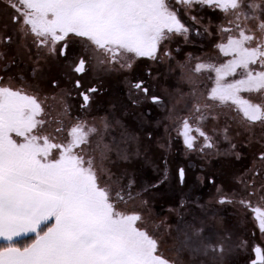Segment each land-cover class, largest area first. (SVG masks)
Masks as SVG:
<instances>
[{"label": "snow or ice", "instance_id": "obj_1", "mask_svg": "<svg viewBox=\"0 0 264 264\" xmlns=\"http://www.w3.org/2000/svg\"><path fill=\"white\" fill-rule=\"evenodd\" d=\"M241 254L264 264V0H0V264Z\"/></svg>", "mask_w": 264, "mask_h": 264}, {"label": "flooded vegetation", "instance_id": "obj_2", "mask_svg": "<svg viewBox=\"0 0 264 264\" xmlns=\"http://www.w3.org/2000/svg\"><path fill=\"white\" fill-rule=\"evenodd\" d=\"M171 151H172V154H170V155L172 157L169 159V162H170V167L172 169H177L180 166H184L187 169V171L189 172L190 176H191V174L193 172L198 171L199 166L201 164V161H200L199 157H197L196 155H186L183 152L181 158H178L177 157V153H176V151H178V150L171 149ZM198 193L199 192L195 193V195H197ZM230 222L236 224L237 227H240L239 223H238V218L235 216V214H233L231 216ZM243 228L245 229V226H243ZM246 229L247 230L245 232H247L248 234H251V232L254 230L252 224H248ZM256 235H257V238H258L257 242H259V232H258V230H256ZM239 261H240V264H245V262H244V254H241V256L239 257Z\"/></svg>", "mask_w": 264, "mask_h": 264}, {"label": "rangeland", "instance_id": "obj_3", "mask_svg": "<svg viewBox=\"0 0 264 264\" xmlns=\"http://www.w3.org/2000/svg\"><path fill=\"white\" fill-rule=\"evenodd\" d=\"M172 149H176V150H178V151H176V153H177V157L178 158H181V156H182V154H183V152H184V149H183V145H182V143L181 142H179V141H177L176 143H175V146L172 148ZM185 153V152H184ZM170 154H172V151H170L167 155H168V159H170L172 156L170 155ZM208 191V189H204V192H207ZM198 194H200V193H198ZM197 194V195H198ZM239 226L242 228V229H244L243 228V226H245V222L243 221V220H239ZM247 229L245 228L244 229V232L246 231Z\"/></svg>", "mask_w": 264, "mask_h": 264}, {"label": "trees", "instance_id": "obj_4", "mask_svg": "<svg viewBox=\"0 0 264 264\" xmlns=\"http://www.w3.org/2000/svg\"><path fill=\"white\" fill-rule=\"evenodd\" d=\"M238 223H239V220H238ZM242 232H244V229H242L241 227H238Z\"/></svg>", "mask_w": 264, "mask_h": 264}]
</instances>
